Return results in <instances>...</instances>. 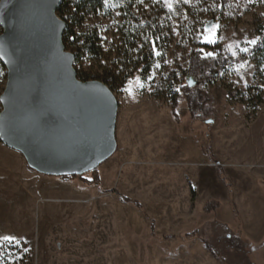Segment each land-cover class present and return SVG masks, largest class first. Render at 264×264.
I'll return each mask as SVG.
<instances>
[{"label": "rangeland", "instance_id": "374dc122", "mask_svg": "<svg viewBox=\"0 0 264 264\" xmlns=\"http://www.w3.org/2000/svg\"><path fill=\"white\" fill-rule=\"evenodd\" d=\"M146 17L161 37L141 74L121 64L140 48L128 50L123 32ZM261 24L264 0H104L71 24L66 50L89 32L100 49L84 50L76 72L112 76L117 147L93 183L90 171L62 178L31 170L0 141V237H15L0 240V264H264V55L240 51ZM198 43L246 58L199 85L212 122L191 118L184 100L176 121L168 89ZM5 82L0 61V93Z\"/></svg>", "mask_w": 264, "mask_h": 264}, {"label": "water", "instance_id": "95a60500", "mask_svg": "<svg viewBox=\"0 0 264 264\" xmlns=\"http://www.w3.org/2000/svg\"><path fill=\"white\" fill-rule=\"evenodd\" d=\"M61 2L0 0V141L51 176L91 171L117 147L118 101L101 80L77 77L56 12Z\"/></svg>", "mask_w": 264, "mask_h": 264}, {"label": "trees", "instance_id": "16d2710c", "mask_svg": "<svg viewBox=\"0 0 264 264\" xmlns=\"http://www.w3.org/2000/svg\"><path fill=\"white\" fill-rule=\"evenodd\" d=\"M226 2L228 0H221ZM104 3V0H62L61 4L57 7V15L65 21V29L63 32V43L66 46L67 42H74V34L71 31V24L79 23L85 14L96 11ZM137 21V20H136ZM160 25L155 20L144 18L142 22H135L132 26L124 28L123 35L126 37L125 45L128 50L136 49L138 43L140 48L135 54L131 56L127 55L121 61L123 67L132 65L134 70H138L141 74H146L151 65V49L153 46L158 45L160 40ZM97 37L95 32H89L84 37V41L81 47L72 50L74 54V60L79 59L84 50L91 53H100L99 47L96 45ZM250 49L249 53L252 58L260 59L264 55V24L260 25L259 36ZM211 53V55H209ZM246 58V54H241L237 57H232L221 53L219 47L216 44L198 43L191 51L188 57V64L183 72L181 80L174 83L168 89L169 102L171 105V115L178 121V114L176 107L181 100H184L187 106L189 115L193 119H212V109L210 107V99L200 88V84L204 82L213 83L217 73L220 69H225L236 63L241 62ZM77 77L80 80L98 79L104 82L108 87L112 80L111 75H103L99 78L89 76L83 72H76ZM126 74H122L118 77L119 81H123ZM212 122V121H211ZM216 169L219 175L222 176V168L217 160ZM90 178L86 179V182L97 183L99 176L96 169L88 172ZM75 175L60 176L62 178H72ZM127 199L126 197H122ZM209 205H215L214 202H210L205 206V211H209ZM188 232L186 235H190ZM207 247L211 249L213 253L215 248L209 243H206Z\"/></svg>", "mask_w": 264, "mask_h": 264}, {"label": "snow or ice", "instance_id": "6c2138e0", "mask_svg": "<svg viewBox=\"0 0 264 264\" xmlns=\"http://www.w3.org/2000/svg\"><path fill=\"white\" fill-rule=\"evenodd\" d=\"M185 2H187V0H185ZM168 7H172L171 4L168 5ZM206 32H208L209 30L208 29H205ZM213 35H214V32L209 34L206 39L208 40V42H214L213 40ZM256 39H253V40H249L247 41L248 44L250 45H254L256 44ZM249 49L247 47H243V48H240V51L242 52H247ZM157 55H159V53H156ZM235 54V53H234ZM209 55H211V53H209ZM157 67H159V65H157ZM127 90V89H126ZM0 240H3V241H7L9 243H12V242H15V237H11V236H4V237H0Z\"/></svg>", "mask_w": 264, "mask_h": 264}, {"label": "crops", "instance_id": "0c3cea01", "mask_svg": "<svg viewBox=\"0 0 264 264\" xmlns=\"http://www.w3.org/2000/svg\"><path fill=\"white\" fill-rule=\"evenodd\" d=\"M20 163V162H19ZM21 164V163H20ZM23 174H24V176H28V175H30V172H29V170H28V168H26V170L24 169L23 171ZM17 187V186H16Z\"/></svg>", "mask_w": 264, "mask_h": 264}]
</instances>
